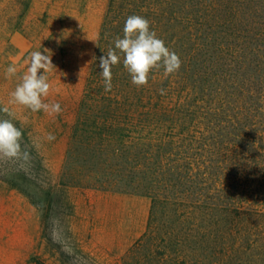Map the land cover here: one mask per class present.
<instances>
[{
	"label": "rangeland",
	"instance_id": "374dc122",
	"mask_svg": "<svg viewBox=\"0 0 264 264\" xmlns=\"http://www.w3.org/2000/svg\"><path fill=\"white\" fill-rule=\"evenodd\" d=\"M108 5L0 0V107L13 112L0 111V119L19 124L32 157L27 171L0 159V264H167L168 240L181 231L180 209L170 202L190 191L185 181L195 188L213 172V179L233 177L234 161L243 178L258 169L251 192L264 190V31L247 24H264V0H194L170 4L176 16H148L179 55V72L165 78L154 70L137 88L121 62L112 69L114 91L105 92L100 76L99 101L84 106ZM45 49L55 68L44 99L62 108L52 116L9 103L30 53ZM13 64L17 74L5 78ZM94 117L99 135L91 138L97 130L79 120ZM53 216L72 255L50 237Z\"/></svg>",
	"mask_w": 264,
	"mask_h": 264
},
{
	"label": "trees",
	"instance_id": "16d2710c",
	"mask_svg": "<svg viewBox=\"0 0 264 264\" xmlns=\"http://www.w3.org/2000/svg\"><path fill=\"white\" fill-rule=\"evenodd\" d=\"M170 4H183L185 7H190L191 4H194V0H109L82 105L85 106L88 100L99 101L95 97L102 88L99 74L102 70L99 68V58L110 47H114L115 37H123L126 18L130 15H141L149 20L148 16H176L177 13L174 10L168 11ZM233 17L232 21L238 24L237 16ZM151 24L150 22L151 29H153ZM247 24L258 26L264 31V24H260V22L249 20ZM237 28L239 27L234 25L233 32L237 31ZM154 29L158 30L159 28L155 27ZM234 35L237 34L234 33ZM122 60L121 58V62ZM124 83L126 84L128 81ZM112 89L111 92L115 88ZM119 92L120 90H118ZM79 122L81 127L85 125L97 130L96 134L90 135L91 138L99 135L97 118L94 117L89 124L81 119ZM16 126L18 127L19 124ZM79 129L81 130L80 127ZM76 133L78 136L83 134L78 131ZM245 152L248 153V150ZM155 153L163 155L165 149L157 148ZM232 153L231 151L227 155V162L233 161ZM249 153L251 152L249 151ZM241 159H244V156L238 157V160ZM220 163L224 164L225 162L222 160ZM206 167L207 170L214 168L211 164ZM243 167L233 161L228 168L230 176L235 170V176L224 180L213 179V176L216 175V172H213L209 178L203 176L206 178H201L195 188L192 187L194 181L191 178L189 181H185L186 184L190 182V191L188 190L183 198H173L174 200L170 202V205H175L177 209H180L177 218L180 220L181 231L179 240H177V235L171 236L172 238L170 237L168 240L166 245L167 264H264V190L251 192L252 185L256 184L260 178V172L256 169L252 172L251 177L243 178L245 173ZM205 170L206 168H204ZM211 183L212 192L210 190ZM172 187H177V185L173 184ZM219 187L221 190L217 191ZM193 188L194 190H192ZM145 189H149V187H145Z\"/></svg>",
	"mask_w": 264,
	"mask_h": 264
},
{
	"label": "clouds",
	"instance_id": "9594fccd",
	"mask_svg": "<svg viewBox=\"0 0 264 264\" xmlns=\"http://www.w3.org/2000/svg\"><path fill=\"white\" fill-rule=\"evenodd\" d=\"M48 50L32 51L28 58L26 73L21 77L10 94V104L21 105L33 113L43 111L52 116L62 112L59 102H45L48 97L51 84L48 73L55 68L52 63L51 54H45ZM123 56V67L131 77V83L137 88L147 86L150 74L154 70L163 69V76L179 72L182 61L179 55L170 50L164 40L159 38L151 29L150 21L141 15H130L126 18L123 27V37H115L114 47H110L104 55L99 58V74L103 79L105 92H111L113 88L114 66L121 63ZM41 70L43 73L41 74ZM17 74L16 66L9 65L5 70V78H11ZM161 95L166 94L165 89L159 90ZM0 111L13 116L9 107H0ZM47 140L55 139L52 133H48ZM23 132L18 128L12 119H0V159L18 162L21 170L27 171L31 162L30 150L25 145L22 147ZM50 237L55 244H59L62 250L73 254L70 242L64 235L63 226L58 217H51L49 220Z\"/></svg>",
	"mask_w": 264,
	"mask_h": 264
}]
</instances>
